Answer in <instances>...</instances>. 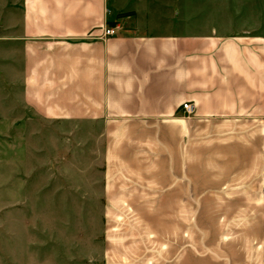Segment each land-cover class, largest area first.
I'll return each instance as SVG.
<instances>
[{
  "label": "crops",
  "instance_id": "crops-1",
  "mask_svg": "<svg viewBox=\"0 0 264 264\" xmlns=\"http://www.w3.org/2000/svg\"><path fill=\"white\" fill-rule=\"evenodd\" d=\"M8 2L0 121L99 126L105 264H264V38L135 10L101 40L108 0Z\"/></svg>",
  "mask_w": 264,
  "mask_h": 264
},
{
  "label": "rangeland",
  "instance_id": "rangeland-1",
  "mask_svg": "<svg viewBox=\"0 0 264 264\" xmlns=\"http://www.w3.org/2000/svg\"><path fill=\"white\" fill-rule=\"evenodd\" d=\"M108 8L107 26L139 11L152 31L180 24L264 38V0H108ZM28 119L0 121V264H105L99 126Z\"/></svg>",
  "mask_w": 264,
  "mask_h": 264
},
{
  "label": "built area",
  "instance_id": "built-area-1",
  "mask_svg": "<svg viewBox=\"0 0 264 264\" xmlns=\"http://www.w3.org/2000/svg\"><path fill=\"white\" fill-rule=\"evenodd\" d=\"M101 34L99 35V39H107L109 37H113L117 34V27L115 26H107L101 28ZM194 107L193 104L190 102H185L181 105V111L186 116H190L193 113Z\"/></svg>",
  "mask_w": 264,
  "mask_h": 264
},
{
  "label": "trees",
  "instance_id": "trees-1",
  "mask_svg": "<svg viewBox=\"0 0 264 264\" xmlns=\"http://www.w3.org/2000/svg\"><path fill=\"white\" fill-rule=\"evenodd\" d=\"M128 16V14L121 15L120 17ZM109 26H114L112 23L109 24Z\"/></svg>",
  "mask_w": 264,
  "mask_h": 264
}]
</instances>
